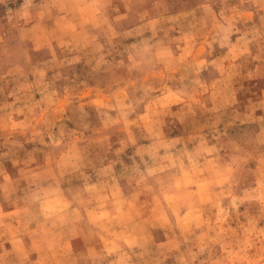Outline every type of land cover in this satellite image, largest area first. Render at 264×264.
<instances>
[{"label": "rangeland", "instance_id": "374dc122", "mask_svg": "<svg viewBox=\"0 0 264 264\" xmlns=\"http://www.w3.org/2000/svg\"><path fill=\"white\" fill-rule=\"evenodd\" d=\"M0 264H264V0H0Z\"/></svg>", "mask_w": 264, "mask_h": 264}, {"label": "crops", "instance_id": "0c3cea01", "mask_svg": "<svg viewBox=\"0 0 264 264\" xmlns=\"http://www.w3.org/2000/svg\"><path fill=\"white\" fill-rule=\"evenodd\" d=\"M40 224V223H39ZM29 227H32V228H37V227H41L42 225H28ZM39 229V228H38ZM38 229H36V230H38ZM33 230V229H32Z\"/></svg>", "mask_w": 264, "mask_h": 264}]
</instances>
